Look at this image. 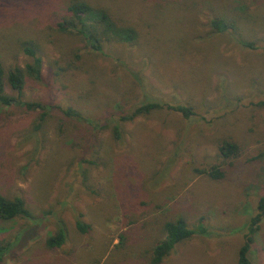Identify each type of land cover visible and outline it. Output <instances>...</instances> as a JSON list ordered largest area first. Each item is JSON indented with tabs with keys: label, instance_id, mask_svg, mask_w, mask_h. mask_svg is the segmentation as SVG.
Masks as SVG:
<instances>
[{
	"label": "rangeland",
	"instance_id": "1",
	"mask_svg": "<svg viewBox=\"0 0 264 264\" xmlns=\"http://www.w3.org/2000/svg\"><path fill=\"white\" fill-rule=\"evenodd\" d=\"M70 1L0 0L4 78L31 62L23 48L32 47L40 80L26 79L21 99L47 112L35 130L37 111L0 105V195L22 199L31 215L0 223L12 246L1 264H149L163 224L179 217L206 234L175 244L160 264H237L264 191V0H84L137 33L100 52L58 31ZM219 15L236 29L211 33ZM146 102L192 115L118 121ZM222 141L238 146L236 157L219 155ZM211 166L221 179L198 173ZM58 221L66 239L49 250ZM247 258L264 264V218Z\"/></svg>",
	"mask_w": 264,
	"mask_h": 264
},
{
	"label": "trees",
	"instance_id": "2",
	"mask_svg": "<svg viewBox=\"0 0 264 264\" xmlns=\"http://www.w3.org/2000/svg\"><path fill=\"white\" fill-rule=\"evenodd\" d=\"M64 14L62 20L57 23L58 31L78 37L86 47L96 52L101 51L100 48L103 42L131 44L137 38V33L131 26L117 23L104 9L94 8L84 0H71L65 7ZM237 23L234 17L226 18L223 15H219L210 19L208 25L211 33L223 34L236 29ZM23 49V52L31 59V62L25 64L23 69L13 68L4 78L0 64V105L2 107L19 106L30 112L37 111L38 123L34 127L37 130L47 116L45 106L36 102L23 101L21 95L26 79L34 81L40 80L41 60L32 47H24ZM5 86L9 88L13 95L5 93ZM256 105L264 109V101L258 102ZM162 109L176 112L184 119H188L192 115V111L188 107L146 102L135 107L128 114L124 113L118 116V121L130 122L137 117H142L150 114L152 111ZM63 114L67 117H78L70 109L63 111ZM111 131L114 139L118 140L120 133L117 125H114ZM217 149L223 159L236 157L239 151L237 145L226 141H222ZM198 173L206 175L211 180H219L222 178V172L216 166H211L208 170L198 171ZM30 218L31 215L25 208L22 199L18 197L6 199L0 195V223L14 219L24 220ZM263 218L264 191L257 199L254 214L248 220L246 235L237 251V264H249L247 252L253 235L258 231L259 223ZM75 229L77 232L83 234L88 230V226L76 220ZM163 231L164 237L162 240L150 249L149 264H160L175 244L189 239L192 235L206 234V230L201 224L196 225L194 229H189L184 219L180 217L173 221L165 222L163 224ZM65 239V227L62 221H58L55 232L44 240V247L49 250L56 249L65 242ZM11 247V242L0 239V264L11 250Z\"/></svg>",
	"mask_w": 264,
	"mask_h": 264
}]
</instances>
